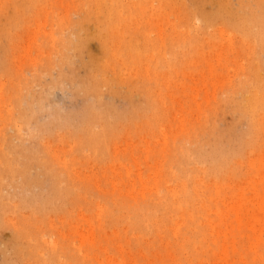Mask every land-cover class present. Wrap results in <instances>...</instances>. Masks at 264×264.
Returning <instances> with one entry per match:
<instances>
[{
  "label": "rangeland",
  "instance_id": "374dc122",
  "mask_svg": "<svg viewBox=\"0 0 264 264\" xmlns=\"http://www.w3.org/2000/svg\"><path fill=\"white\" fill-rule=\"evenodd\" d=\"M263 19L264 0H0V264H264V119L240 102ZM165 191L192 201L149 219Z\"/></svg>",
  "mask_w": 264,
  "mask_h": 264
},
{
  "label": "bare ground",
  "instance_id": "6f19581e",
  "mask_svg": "<svg viewBox=\"0 0 264 264\" xmlns=\"http://www.w3.org/2000/svg\"><path fill=\"white\" fill-rule=\"evenodd\" d=\"M251 21H253V20H251ZM259 22H260L261 26L264 27V19L259 20ZM255 40L260 41L264 45V42H263L264 41V32H260L258 34V37L255 38ZM153 46H154V50H156V44L152 43L151 48ZM246 79H250V75L243 76L242 81H244ZM246 86H249V88L251 89L249 91L250 94L243 96L241 98L240 102H242V105L243 104L245 105V109L250 110L252 113H255L258 110L260 118L264 119V117H263V114H264V96L258 93L260 88L264 89V85H261L260 83L253 82L252 80H250V82L248 84H246ZM235 102H236L237 106L241 109L242 105L240 104V102L238 100H235ZM260 118L259 117L255 118L253 121V124L254 125L258 124L260 122ZM228 158H229V156H228ZM236 163H237L236 161H233L232 163L227 164V160H223V163L219 164L218 167L209 166L208 170L211 172L214 171V172L219 173L221 171V168L226 167L228 169V171L230 172V174H234L235 173L234 169L236 168ZM182 175L184 178L187 177V173L185 171L182 172ZM176 194L172 195V194L168 193L167 191H165V195L163 196L164 198H159L155 202V207L159 208L158 214L153 212V213L147 215V217L149 219L156 218L159 221L165 220L166 218H168L170 216V214L172 213V210L174 209V207L173 206L166 207L165 206L166 200H173L175 202H176V200L179 202L185 201V202H187L186 204L191 203L192 200L186 192L181 193L179 199L174 198V196ZM185 210H186V207H182L179 211H181V213H183ZM166 211H168V212H166ZM256 239H258V238H256ZM185 240L187 242H189L191 240V238L186 237Z\"/></svg>",
  "mask_w": 264,
  "mask_h": 264
}]
</instances>
